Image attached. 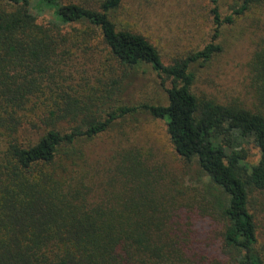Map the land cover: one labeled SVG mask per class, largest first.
<instances>
[{"label": "trees", "instance_id": "1", "mask_svg": "<svg viewBox=\"0 0 264 264\" xmlns=\"http://www.w3.org/2000/svg\"><path fill=\"white\" fill-rule=\"evenodd\" d=\"M235 1L240 6L222 19L217 0H210L211 42L165 65L146 38L110 20L122 0H99L96 7L0 0V264H190L189 238L171 234L169 211L159 208L161 188L138 151L123 149L104 182L83 152L81 143L140 112L163 121L176 154L209 178L207 205L224 223L223 256L231 264H264L248 209L250 191H264V61L255 68L252 108L191 92V67L221 52L215 44L221 27L264 0ZM45 13L46 24L39 20ZM98 34L116 66L112 72L120 74L93 110L94 103L56 82L60 67ZM144 66L168 84L167 104L107 105ZM30 106L42 107L39 124L24 119ZM249 144L260 155L250 170L244 165Z\"/></svg>", "mask_w": 264, "mask_h": 264}, {"label": "rangeland", "instance_id": "2", "mask_svg": "<svg viewBox=\"0 0 264 264\" xmlns=\"http://www.w3.org/2000/svg\"><path fill=\"white\" fill-rule=\"evenodd\" d=\"M61 1L78 5L93 1L96 7L99 0ZM239 6L235 0H217L222 19ZM211 9L210 0H122L119 9L111 13L110 20L117 29L146 38L158 50L163 63L169 65L211 42L214 31ZM49 19L47 13L39 18L45 24ZM71 27L63 29L68 32ZM215 44L221 47L220 53L205 65H192L195 79L191 92L198 99L205 98L216 104L252 108L255 103L253 78L260 71L255 68L258 62L264 61V1L234 16L232 24L222 26ZM115 67L98 34L97 39L86 44L84 52L77 51L60 67L61 77L56 83L70 91L73 97L94 103L95 110L110 80L120 74L112 72ZM167 86L161 85L157 76L144 66L128 79L123 93L113 94V102L107 105L114 103L116 106L117 102L126 106L166 105L164 90ZM48 94L45 91L42 102ZM42 110V107L30 106L23 117L39 124L37 115ZM81 144H84L87 159L99 165V177L103 182L113 175L116 157L123 149L138 151L143 162L152 167L151 174L161 188L157 193L163 205L159 208L169 211L167 223L171 234L183 241L189 238L184 251L190 264H231L221 252L224 223L207 205L209 178L199 171L197 163H187L176 154L163 121L140 112L116 121L106 133ZM2 149L0 146V152ZM246 149L248 156L244 165L250 170L260 155L253 144ZM214 192L223 195L217 187ZM248 209L256 228V248L264 259V191H250Z\"/></svg>", "mask_w": 264, "mask_h": 264}]
</instances>
